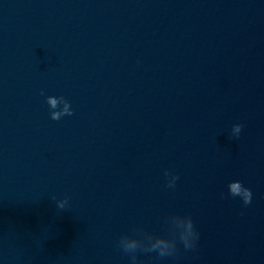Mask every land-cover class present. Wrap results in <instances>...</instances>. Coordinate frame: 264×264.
<instances>
[{
    "label": "clouds",
    "instance_id": "clouds-1",
    "mask_svg": "<svg viewBox=\"0 0 264 264\" xmlns=\"http://www.w3.org/2000/svg\"><path fill=\"white\" fill-rule=\"evenodd\" d=\"M50 103L52 104L53 107H55V100H51ZM53 119H58V114H53L52 116ZM237 131H239V129H237ZM230 191L231 194L236 196V195H240L241 194V184L239 182H235L230 184ZM244 193L246 194V199H245V204H249L251 202V191L249 189H243ZM68 201L62 200V201H57V207L61 210L65 209L66 205H67ZM189 229H191V224H189ZM161 256L164 255L163 252L160 253ZM132 264H135V258H132Z\"/></svg>",
    "mask_w": 264,
    "mask_h": 264
}]
</instances>
